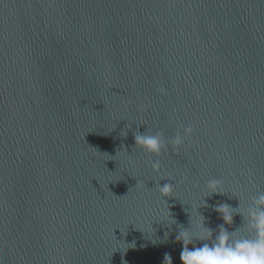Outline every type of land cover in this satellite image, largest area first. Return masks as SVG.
Instances as JSON below:
<instances>
[{
	"label": "water",
	"instance_id": "water-1",
	"mask_svg": "<svg viewBox=\"0 0 264 264\" xmlns=\"http://www.w3.org/2000/svg\"><path fill=\"white\" fill-rule=\"evenodd\" d=\"M188 124L178 154L135 147ZM261 193L264 0H0V264H182L193 205L218 232Z\"/></svg>",
	"mask_w": 264,
	"mask_h": 264
},
{
	"label": "clouds",
	"instance_id": "clouds-1",
	"mask_svg": "<svg viewBox=\"0 0 264 264\" xmlns=\"http://www.w3.org/2000/svg\"><path fill=\"white\" fill-rule=\"evenodd\" d=\"M157 91L160 94H167V89L163 87H159ZM142 108L147 111V105ZM194 131L195 127L192 124L180 125L175 135L166 139L164 131L140 132L137 129L134 133L135 147L156 157L163 155L169 148L178 154L185 147L186 141H190ZM121 135L126 137L127 131H122ZM125 151L127 150L125 149ZM150 164L154 173H161L163 167L161 160H152ZM164 179L169 182L161 185L159 181ZM159 181H156V190L163 202L167 204L164 197L174 196L175 177L170 174L160 175ZM250 183H254V181L250 180ZM142 185L143 183L138 181L136 187ZM194 187L200 188V185L197 183ZM203 190L206 193L205 196L224 193V181L216 178L210 179ZM233 191L235 192V190ZM205 205H207V201L203 199L202 203L192 206L194 213L191 211V222L193 225V215H195L194 226L191 228L181 226L176 235V241L182 242L183 245L180 253L182 264H264V193L253 199L252 207L243 211L235 209L227 203L216 205L215 210L224 221L218 226V232L206 226V217L199 212V208ZM169 213L171 214L170 210ZM236 213L242 215L246 227L229 231L225 225L233 224ZM170 219L172 223H176L172 215H170ZM167 236L168 233L165 232V238ZM197 241H202V246H195ZM190 244L194 245L192 249L189 248ZM129 246L135 247V242ZM164 264H173L172 256L169 253L164 254Z\"/></svg>",
	"mask_w": 264,
	"mask_h": 264
}]
</instances>
